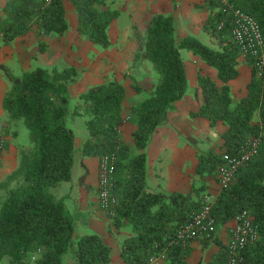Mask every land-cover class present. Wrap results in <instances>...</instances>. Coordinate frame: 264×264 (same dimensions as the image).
<instances>
[{
  "label": "trees",
  "instance_id": "1",
  "mask_svg": "<svg viewBox=\"0 0 264 264\" xmlns=\"http://www.w3.org/2000/svg\"><path fill=\"white\" fill-rule=\"evenodd\" d=\"M77 20L76 30L101 49L110 46L108 28L117 13L105 8L107 0H67ZM208 0L209 13L203 31L216 47L194 36L178 39L172 15L155 14L147 24L134 62L147 63L155 73L154 89L143 93L124 114L127 88L113 76L73 98L69 87L77 78L74 68L48 71L35 68L10 77V88L2 99V109L12 120H21L30 134L31 149L21 154L18 174L21 183L8 191L0 205V264H109L111 249L94 232L79 235L77 221L65 206V198L53 192L69 182L75 159V134L68 127L72 116L84 118L88 138L82 145L85 157L115 155L113 194L115 213L109 217L112 228L126 227L131 236L121 242L120 258L125 264H144L150 257H165L167 264H188L191 249L180 241V227L205 206L210 181L218 180L226 157L237 155L245 143L257 140L256 153L235 172L210 205L216 231L210 242L219 251L208 264H224L227 245L218 238V229L246 211L257 231L255 242L240 251L237 264H264V66L258 69L254 58H246L250 78L246 94L232 95L231 82L239 74L242 60L231 36L229 6L253 18L261 32L264 48V0ZM3 40L21 38L34 27L41 36L62 35L68 29L64 1L7 0L0 10ZM223 27L218 29L219 24ZM39 50L44 43L39 42ZM181 50L210 66L216 79L197 75L196 93L200 105L192 117L221 125L217 150L195 149L196 165L190 191H149L146 185V148L160 127L168 125L169 114L189 89ZM134 126L129 141H123L119 128ZM82 167L83 164L80 163ZM86 172L79 180H84Z\"/></svg>",
  "mask_w": 264,
  "mask_h": 264
},
{
  "label": "crops",
  "instance_id": "2",
  "mask_svg": "<svg viewBox=\"0 0 264 264\" xmlns=\"http://www.w3.org/2000/svg\"><path fill=\"white\" fill-rule=\"evenodd\" d=\"M6 1L0 0V10ZM207 2V0H107L105 8L115 11L117 15L108 28L110 46L107 49H101L77 33L74 9L69 1L64 0L68 22V29L64 34H50L43 38L34 27L23 37L13 41L6 42L0 39V117L6 115L2 109V99L7 89L5 77L13 70H17L15 73L20 74L37 67L48 71L74 68L77 78L69 87V94L73 98L72 105L78 101L80 94L102 83L106 77L113 76L122 81L126 87L128 83L123 81L119 73L124 67L132 64L142 43L149 19L155 14L173 16L178 39L189 35L200 41L206 39L210 44L211 38L203 31V24L210 10ZM1 18L2 12L0 11V21ZM40 41L44 43L42 52L39 50ZM184 63L189 79V89L170 112L168 125L155 131L145 150L147 155L146 185L149 191L187 194L196 179L194 168L197 162L196 148L190 147L189 136L200 133L199 125L205 124L211 129L206 120L192 117L191 113L196 112L200 105V94L195 92L197 75H208L214 80L216 73L192 54L184 59ZM230 84L232 91L235 92L236 85L232 82ZM245 94L246 89L243 90L240 98ZM132 95L133 92L127 89L123 112L125 115L128 114L129 107L135 101V99L129 101ZM71 121L73 123L71 129L75 134L76 162L72 168L71 180L61 183L53 189V192L58 197L65 198L66 208L77 221L76 232L79 235L91 232L99 234L111 249L109 264H125L120 258L121 242L132 233L126 227H121L119 230L112 228L109 220L99 210L97 190L99 158L82 155V145L88 138L84 118L72 116ZM174 129L182 130L185 136L175 135ZM224 130L225 128L221 127V134ZM119 131L121 139L126 142L130 140L134 126L125 122ZM0 136L5 141L4 149L0 153V171L3 170L0 173L1 178L5 176V172H10L4 170H12L15 163L12 164V152L7 149L8 138L3 134ZM77 148H79L78 151ZM190 156L193 160V168L192 171H187L186 162ZM84 171L86 176L80 181L79 178ZM73 176H76V179L72 180ZM62 189L66 194H59ZM219 190L218 180L210 181L207 192H211L213 198ZM93 206L98 209L96 212L98 215L94 214ZM233 225L234 221H231L218 229V238L223 245H227ZM186 244L191 249L187 259L188 264H192L191 260L194 257L196 258L194 264H208L219 251V247L212 242L205 247L199 240L189 241ZM159 264H167V261L164 260Z\"/></svg>",
  "mask_w": 264,
  "mask_h": 264
},
{
  "label": "built area",
  "instance_id": "3",
  "mask_svg": "<svg viewBox=\"0 0 264 264\" xmlns=\"http://www.w3.org/2000/svg\"><path fill=\"white\" fill-rule=\"evenodd\" d=\"M54 0H43L45 5ZM64 1V0H60ZM208 1V0H207ZM223 5H227L226 0H219ZM231 12V36L238 46L242 60L251 57L256 60V66L261 69L264 66V48L261 32L252 17L237 8L229 6ZM223 27L219 24L218 29ZM4 35L0 26V39ZM5 141L0 136V153L3 151ZM258 141L251 140L239 150L237 155L226 157L225 163L218 173V184L220 188L227 187L232 181L236 170L247 162L257 150ZM115 165V155L107 153L99 157L98 164V203L102 213L108 218L115 213L116 199L113 194V177ZM212 200L205 195V206L201 211L189 218L178 231L177 238L184 244L193 240H211L216 231L215 219L210 214ZM257 231L252 223V218L246 211L238 213L234 218V225L230 229V236L227 242L226 260L224 264H237L241 260L240 251L247 245L255 242ZM165 257H150L144 264H159Z\"/></svg>",
  "mask_w": 264,
  "mask_h": 264
},
{
  "label": "rangeland",
  "instance_id": "4",
  "mask_svg": "<svg viewBox=\"0 0 264 264\" xmlns=\"http://www.w3.org/2000/svg\"><path fill=\"white\" fill-rule=\"evenodd\" d=\"M201 42H203L206 45L216 47V41H214L213 39L210 40V44L208 43L206 39H204V41H201ZM189 55H191V53L188 52L187 50H181V56L183 60L187 59ZM239 71H240L239 76L236 78L234 82L232 81V83L236 85L235 87H237L235 92L232 91V95L234 99L240 98L241 93L245 89V86L248 83L249 78H250V70L247 67L245 60H241L239 62ZM15 72H17V70H13V72L8 73L5 77V83L7 84V89L5 91V94L10 88V80H9L10 77L19 75L18 73H15ZM119 74L123 78V81L128 83L126 86L128 91L130 89L131 92H133V95L129 97V101H133V99L136 100L143 94V93H140L137 95L136 92L133 90V87H137L139 90L145 93H149L154 89L156 82H157V77L155 73L150 69L149 64L145 62L135 63L134 59H133L132 64L127 65V67H124ZM196 86H197V81H196ZM5 114L6 115H4V117H0V134H3L4 136L8 138L7 149L12 152L11 162L12 164L15 163V167L12 170H8V169L4 170V171H10V172H5L4 174L5 176H1L0 178V205L2 201L4 200V198L7 196L8 191L21 183V177L18 174L21 154L25 153V150L29 151L32 146L31 141H30L29 131L27 130L23 122L21 120H12L9 118L6 112ZM72 125L73 123L71 121V118H69L68 127L72 128ZM221 127H222L221 125H218L215 128L209 129L208 127L205 126V124L203 126L199 125L200 133H198L197 135L189 136L191 139L189 140L190 147L193 149L198 148L203 151L217 150L219 145L221 144V138H220ZM212 133H214V135H212ZM174 134L177 136H181V137L185 136L184 132L178 129H174ZM78 150L79 148H77V151ZM75 151H76V148H75ZM190 158L191 156L188 158L186 162L187 171L188 170L192 171V168H193V164H192L193 160H191ZM75 169L77 171L78 169L77 166ZM2 171H0V173H2ZM74 179H76V176L72 177V180ZM64 189H62V191L59 192L60 195L66 194ZM97 190H98V187H97ZM97 190H96V193H97ZM211 194H212L211 192L206 193V195H208L210 200L213 199ZM97 210L98 209H96L95 207L93 208V212L95 215H98L96 213ZM102 215L105 216L104 214ZM105 217L110 222V219L107 216ZM199 241L201 242L202 245H204L203 241L201 240ZM195 261H196V258L194 257L191 260V263L194 264ZM3 264H7V263L5 262Z\"/></svg>",
  "mask_w": 264,
  "mask_h": 264
}]
</instances>
